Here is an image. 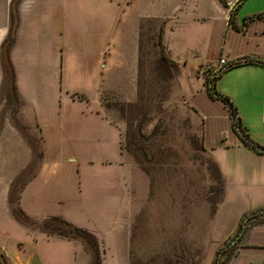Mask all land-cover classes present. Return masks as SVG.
<instances>
[{
	"label": "crops",
	"instance_id": "1",
	"mask_svg": "<svg viewBox=\"0 0 264 264\" xmlns=\"http://www.w3.org/2000/svg\"><path fill=\"white\" fill-rule=\"evenodd\" d=\"M238 1L0 0V91L7 79L6 68L14 69L11 84L15 87L17 83L24 112L33 123L31 133L40 139L35 149L44 154V138L61 132L56 127L47 129L45 116L30 110L54 103L39 92L45 85L40 54L47 48L48 39L53 36L60 42L69 30L76 39L86 38L89 42L86 63L92 62L99 76L97 98L69 97L63 105H83L80 119L90 120L104 127L106 134H113L119 153L116 165L128 174H124L123 181L114 180L116 184L107 194L110 203H117V211L110 217L118 233L115 239L110 242L107 237L91 233L101 251V264H156L155 259L182 251L196 258L186 264H213L220 248L236 236L243 218L264 209V150L258 152L244 144L233 128L230 109L211 98L200 75L204 65L217 66L221 56L229 65L250 58L264 61V19L244 26V19L236 13L240 28L234 29L230 17ZM261 13L264 10L254 15ZM69 22L74 24L68 28ZM84 30L88 31L87 37ZM148 37L151 44H157L165 61L176 66L179 89L175 95L179 94L201 123V143L220 174L222 192L215 205L198 202L174 207L163 199L160 203L153 201L149 177L123 154L121 130L103 107L99 94L103 89H123L134 98ZM215 88L234 102L244 129L264 148V66H233L224 74L222 71ZM59 106L63 109L62 104ZM94 133L97 131L90 135ZM20 138L13 141L6 133L0 137V214L4 218L8 213L7 181L15 171L13 163L19 164L18 174L25 173L36 157L34 147ZM4 155L9 161L7 167ZM0 250L2 264H94L95 259V252L83 242L32 235L22 226L10 230L0 227ZM229 264H264V222L248 229Z\"/></svg>",
	"mask_w": 264,
	"mask_h": 264
},
{
	"label": "rangeland",
	"instance_id": "2",
	"mask_svg": "<svg viewBox=\"0 0 264 264\" xmlns=\"http://www.w3.org/2000/svg\"><path fill=\"white\" fill-rule=\"evenodd\" d=\"M238 5L239 1L231 14ZM263 10L264 0H245L237 15L245 19ZM73 24L67 23L68 28ZM87 32L83 31L85 37ZM88 44L86 38L76 39L69 30L60 42L53 36L48 39L47 48L40 54L45 85L40 86L39 92L54 103L42 109L30 107V110L45 116L47 129L56 127L61 132L59 136L56 133L44 138L45 154L35 149L40 139L31 133L33 123L25 114L17 83L15 87L11 84L14 69L6 68L7 79L0 91V137L5 133L13 141H20L22 137L34 147L36 157L25 173L18 174L19 164L13 163L15 171H11L7 181L10 182L5 207L8 213L6 218L0 214V227L10 230L22 226L29 234L54 238L70 235V239L85 243L89 251H93L87 243V235L64 222L89 233L96 232L113 242L118 233L110 217L117 211V203H110L107 194L116 184L114 180L123 181V176L128 174L116 165L119 153L111 137L113 134H106L104 127L90 120L80 119L83 105H63L69 97L74 100L97 98L100 80L95 65L86 63L90 57ZM177 76V68L165 61L157 44H151L148 37L140 58L134 98L123 89L116 92L103 89L99 94L104 109L121 130L123 154L132 158L149 177L153 201L160 203L163 199L174 207H188L198 202L215 205L222 192L220 174L201 143V123L179 94L175 95L179 89ZM183 85L182 82L181 88ZM60 104L63 109L59 110ZM91 131L97 134L90 135ZM6 150L12 151L7 147ZM42 154L44 157L40 158ZM3 162L7 167V155ZM231 252L237 254L238 247ZM193 256L182 251L170 257H159L155 262L186 264L196 259Z\"/></svg>",
	"mask_w": 264,
	"mask_h": 264
},
{
	"label": "trees",
	"instance_id": "3",
	"mask_svg": "<svg viewBox=\"0 0 264 264\" xmlns=\"http://www.w3.org/2000/svg\"><path fill=\"white\" fill-rule=\"evenodd\" d=\"M244 2V0H240L239 1V5L237 6V9L235 12H232L231 17H230V24L234 27V29H239L240 27L237 25L235 19H236V13L239 10V7L242 5V3ZM262 20L264 19V13L261 14H255L252 15L250 17H247L244 19V26H247L251 21L253 20ZM256 63L258 65L264 66V61H256L254 59H246L245 61H235L233 63H231L228 68L223 72V74L229 70L230 68H232L233 66L236 65H243V64H253ZM174 65V64H173ZM174 67L176 68V66L174 65ZM222 75V73L218 76L220 77ZM216 77L214 80L212 79H207L206 80V86L208 87L209 90V95L211 96L212 99L215 100H220L222 102V104H224L227 108H229L231 116L233 118L234 121V130L237 132V134L242 138V140L244 141V144L253 148L255 151L261 152L262 150H264V148L260 147L258 144H256L255 141H253V139L251 138L250 134L244 129V126L241 122V119L238 116V108L237 106L234 104V102L228 97V96H224L222 95V93L218 92L215 88V81L218 78ZM264 220V209L253 212V213H249L248 215H246L242 222L241 225H239V229L238 232L236 234L235 237H233L232 239H230L229 241H227L218 251L217 256L215 257L214 263L213 264H229L230 259L235 256L232 252L230 253V250L232 249H236L238 247V243L239 241H241L242 237L244 236V234L248 231V229L250 227H253L256 224H262ZM262 222V223H260ZM65 224H67L71 229H75V230H80L82 231L85 235H87V238L89 239V241H87L88 245L91 247V249L95 252V264H101L100 262V257H99V247H98V242L95 238L94 235H92L91 233L87 232V230L84 229H80V228H76L73 227L69 222H64ZM67 238L70 237L69 236H65Z\"/></svg>",
	"mask_w": 264,
	"mask_h": 264
},
{
	"label": "built area",
	"instance_id": "4",
	"mask_svg": "<svg viewBox=\"0 0 264 264\" xmlns=\"http://www.w3.org/2000/svg\"><path fill=\"white\" fill-rule=\"evenodd\" d=\"M228 60L225 59L223 56L218 60V65H204L200 69V75L203 77L204 81L206 82L207 79L214 80L218 77L222 71L224 72L228 68Z\"/></svg>",
	"mask_w": 264,
	"mask_h": 264
},
{
	"label": "water",
	"instance_id": "5",
	"mask_svg": "<svg viewBox=\"0 0 264 264\" xmlns=\"http://www.w3.org/2000/svg\"><path fill=\"white\" fill-rule=\"evenodd\" d=\"M0 264H2L1 261H0Z\"/></svg>",
	"mask_w": 264,
	"mask_h": 264
}]
</instances>
